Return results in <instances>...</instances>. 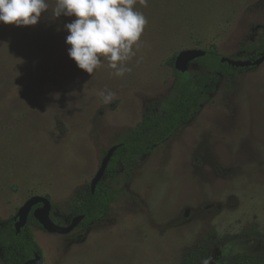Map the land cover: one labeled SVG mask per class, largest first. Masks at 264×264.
<instances>
[{
    "label": "rangeland",
    "instance_id": "374dc122",
    "mask_svg": "<svg viewBox=\"0 0 264 264\" xmlns=\"http://www.w3.org/2000/svg\"><path fill=\"white\" fill-rule=\"evenodd\" d=\"M135 9L147 24L123 77L103 58L89 75L69 57L65 25L75 17L49 10L37 26L0 23V221L42 196L55 223L69 225L75 193L107 151L148 104L173 95L168 61L185 50L244 60L241 44L264 25V0H137ZM105 90L115 94L108 104ZM106 184L116 200L102 221L68 235L32 228L41 264H180L214 233L207 264L264 255V63L223 78L192 122Z\"/></svg>",
    "mask_w": 264,
    "mask_h": 264
},
{
    "label": "trees",
    "instance_id": "16d2710c",
    "mask_svg": "<svg viewBox=\"0 0 264 264\" xmlns=\"http://www.w3.org/2000/svg\"><path fill=\"white\" fill-rule=\"evenodd\" d=\"M261 31L262 35L254 39V33L251 32L241 44L240 54L244 60L253 61L264 55V25ZM205 52L204 57L191 63L203 68L206 71L203 73L190 70L182 73L175 68V57L168 61L174 73L173 95L145 107L141 121L117 144L119 147L95 192H92L89 185L75 193L67 217L71 223L73 218L84 216V220L76 229H88L109 214L111 205L116 200V193L106 184L109 176L117 178L127 168L136 165L155 149L166 144L182 126L192 122L203 108L212 102L223 78H232L256 68V66L236 68L228 63H222L221 59L224 56L217 51ZM162 104L166 107L159 113L158 108ZM51 218L56 222L52 215ZM15 224V216L0 221V262L24 264L36 255L42 257V249L35 241L32 228L43 227L34 218L33 211L20 232H17ZM217 241L215 233L202 240L195 247L185 251L180 264H207L213 256L212 246ZM221 264H264V255L226 256L222 258Z\"/></svg>",
    "mask_w": 264,
    "mask_h": 264
},
{
    "label": "clouds",
    "instance_id": "9594fccd",
    "mask_svg": "<svg viewBox=\"0 0 264 264\" xmlns=\"http://www.w3.org/2000/svg\"><path fill=\"white\" fill-rule=\"evenodd\" d=\"M144 4L145 0H140ZM137 0H0V23L17 27L37 26L42 14L51 10L54 18L75 17L65 25L69 57L79 69L92 75L107 61L111 75L123 77L131 71L127 62L135 56L134 48L145 30L147 19L135 9ZM103 58V60H102ZM104 104L114 93L100 91Z\"/></svg>",
    "mask_w": 264,
    "mask_h": 264
},
{
    "label": "water",
    "instance_id": "95a60500",
    "mask_svg": "<svg viewBox=\"0 0 264 264\" xmlns=\"http://www.w3.org/2000/svg\"><path fill=\"white\" fill-rule=\"evenodd\" d=\"M206 55V52L203 50H185L179 53L175 60V68L176 70L185 73L189 70V65ZM222 63H228L229 65L236 68H246L252 66H260L264 63V55L255 59L253 61L250 60H234L229 57H223L221 59ZM118 145L111 147L105 157L102 160L101 166L94 176L90 187L92 192H95V189L99 182L104 178L107 168L109 166L110 161L112 160L116 150L118 149ZM41 205L40 207L35 208L36 206ZM35 208V209H34ZM33 211L34 218L39 222V224L43 227V229L51 234H60V235H68L75 231V229L81 224L84 220V216H77L72 219L71 223L67 226H60L56 224L51 218L52 212V202L45 197L35 196L29 199L24 206H22L15 219H16V230L20 232L21 229L27 224L30 214ZM42 257L40 255H36L33 259L25 262L24 264H41Z\"/></svg>",
    "mask_w": 264,
    "mask_h": 264
},
{
    "label": "flooded vegetation",
    "instance_id": "af4514ba",
    "mask_svg": "<svg viewBox=\"0 0 264 264\" xmlns=\"http://www.w3.org/2000/svg\"><path fill=\"white\" fill-rule=\"evenodd\" d=\"M37 207H40V206H37ZM37 207H35V208H37Z\"/></svg>",
    "mask_w": 264,
    "mask_h": 264
}]
</instances>
